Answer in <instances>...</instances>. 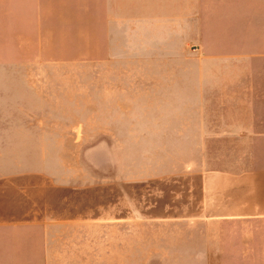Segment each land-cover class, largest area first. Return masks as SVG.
Here are the masks:
<instances>
[{"label":"rangeland","instance_id":"obj_1","mask_svg":"<svg viewBox=\"0 0 264 264\" xmlns=\"http://www.w3.org/2000/svg\"><path fill=\"white\" fill-rule=\"evenodd\" d=\"M230 2L0 0L11 209L47 225V264H264L262 221L215 219L237 194L217 173L248 166L214 137L232 106H182L203 14Z\"/></svg>","mask_w":264,"mask_h":264},{"label":"crops","instance_id":"obj_2","mask_svg":"<svg viewBox=\"0 0 264 264\" xmlns=\"http://www.w3.org/2000/svg\"><path fill=\"white\" fill-rule=\"evenodd\" d=\"M219 8L203 14L196 64L185 60L182 106H232L223 136L214 137L241 144L248 166L217 173L235 176L231 189L237 194L220 198L230 207L215 219L264 223V0H231L227 12ZM10 126L0 119V128ZM10 142L0 133V264H47V225L11 209Z\"/></svg>","mask_w":264,"mask_h":264}]
</instances>
